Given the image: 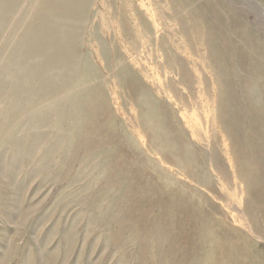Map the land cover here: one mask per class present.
Returning a JSON list of instances; mask_svg holds the SVG:
<instances>
[{"label":"rangeland","instance_id":"1","mask_svg":"<svg viewBox=\"0 0 264 264\" xmlns=\"http://www.w3.org/2000/svg\"><path fill=\"white\" fill-rule=\"evenodd\" d=\"M181 2L87 0L79 5L81 16L73 14L59 21L51 18V26L56 30L55 23L59 24V30L72 31L79 66L86 63L91 68L89 85L96 108L89 106L83 96L58 104L56 110L47 108L51 118L60 115L62 119L60 124H42L44 132L50 133L44 146H54L56 136H61L75 121L70 120L73 114L83 119L79 115L88 113V120L92 119L93 125L99 126L100 117L105 118L104 114L108 113L106 124L114 121L115 126L105 132L101 128L98 134L102 142L121 144L123 137L133 143L139 150L135 154L147 165H157L174 181L185 185L189 202L230 227L245 231L256 246L254 254L264 256V217L259 214L264 211V80L259 75V68L264 70V0ZM17 4V9L20 8L17 16L23 7L26 13L37 8L34 0H17ZM211 47H226L224 51L230 63L224 68L228 72L217 62L221 54ZM239 52L247 59L244 63L237 60ZM70 66L66 67V74H70ZM84 69L75 71L80 75ZM128 74L133 84L127 80ZM60 80L53 77L50 82L54 85ZM137 88L147 91L148 99L160 110L154 106L155 111H152L151 106L139 103L142 99L134 95L138 93ZM250 104L257 106L255 112L250 111ZM156 111L158 114L153 120L170 126L175 142L195 155L203 171L199 179H191L177 164L152 150L150 136L144 131L146 127L140 117ZM234 111L241 115L239 122L244 130L240 135L237 129L235 132L231 128L234 126L226 117ZM252 115L254 121L262 123V128L252 129L255 124ZM16 119L17 126L25 123V128L20 126L23 128L19 129V135L26 137L32 132V125L38 127L44 122L45 114L24 115L19 111ZM78 135L85 133L78 131ZM235 137L248 146L252 143L259 152L256 163L261 165H257L260 193L255 186L254 191L251 192L250 187L248 192L238 174L241 158L235 154ZM17 138L7 144L0 143V264H139L136 254L141 252V247L137 236L141 229L136 221L141 215L134 216L123 207L125 192L100 191L107 184L103 177L99 182L95 178L105 169L100 168L90 177L88 170L93 169L96 162L82 161V157L61 160L60 154L55 156L54 163L44 162L43 167L41 151L29 161L24 158L25 152L19 150H23V140ZM19 143H22L21 148L17 147ZM26 143L25 151L30 147ZM104 150L99 153L102 160L114 159L115 155ZM246 209L258 213V230L251 226ZM106 211L110 214L103 222ZM157 212L153 210L154 214ZM123 216L132 224L119 229L117 223ZM141 239H148L150 244L156 242L153 238ZM148 259L146 256L145 261Z\"/></svg>","mask_w":264,"mask_h":264},{"label":"bare ground","instance_id":"2","mask_svg":"<svg viewBox=\"0 0 264 264\" xmlns=\"http://www.w3.org/2000/svg\"><path fill=\"white\" fill-rule=\"evenodd\" d=\"M34 1H36L35 7L37 8H32L26 13L22 11L23 7L17 16V10L20 9H17V0H0V143L7 144L15 136L19 137L17 140H23L24 142L23 150L19 149L20 152H25L24 158L30 161L35 156L34 154L40 150V162L43 167L45 165L44 162L49 163L52 161L54 163L57 158L55 156L60 154L61 160L62 158L66 161L69 159L77 160L82 157V161L96 162V166L88 170L87 176L90 177H93L94 173H97L100 168H104L105 170L101 172L104 175L100 174L99 177L95 178L99 182L102 181L99 178L103 177V181L107 184L100 191H112V193L118 192L119 194L125 192L126 194H123L122 197L123 207L126 206V210H130L131 214L134 213V216L138 213L141 215V219L136 221L139 224L138 228L141 229L140 234L137 236L138 245L141 247V252L136 254L139 264H153L152 258L159 264H264V256L258 252L254 254L256 246L248 238L245 231L230 227L224 221L222 222L210 215L209 211L199 209L198 205L189 202L185 185L180 181H174L169 177V174L167 175L161 171L157 165L153 163L147 165L144 160L139 158V154H135V151L139 150L135 148L136 146L133 143L127 142L123 137L121 144L102 142L98 134L101 128L105 132L112 125L115 126L114 121L111 124H106L109 119L108 113L104 114L105 118L100 117L102 123L99 126L93 125L92 119L88 120L90 118L88 113L79 115L83 119L73 114L70 120L75 121L70 124L67 130L62 132L61 136H56L57 140L54 146L45 145L47 148L43 149L45 148L44 140L48 139L50 133L44 132L42 124L43 126L49 122L53 125L60 124L62 119L60 115H57L55 119L51 118L48 113L49 110L47 111L46 109L52 107L56 110L58 104H63L64 101H70L79 96L85 97L89 101V106H94L92 98L94 100L95 97L92 96L93 89L89 85V81L92 78V70L86 66V63H81L82 67L79 66L78 56L77 54L75 55L76 47H73L72 31L68 29L69 33L65 30L66 28L59 30L58 28L60 27L57 23H55L58 25L57 30L51 26V18L59 21L60 18L69 15L79 16L81 13L79 5H82L87 0ZM182 1L184 2V0ZM73 28L75 29V27ZM197 30H200L199 27ZM224 49L223 47H211V50H216L218 54H221L216 59L218 63L220 61V65L223 64V66L221 65L223 68L229 67L228 62L230 63V59L226 54L227 51L225 52ZM238 55V61L240 60L244 63L247 60L242 52H239ZM213 62L215 65L217 64L215 59ZM69 66L70 74H73V76L65 73L66 67ZM76 68L85 69L79 75V72L75 71ZM259 70L262 73L260 71V74H257L261 75L260 79L264 80V70L262 68H259ZM226 71L228 72V70ZM77 75L79 76L76 79ZM53 77L57 81L61 79L60 83L53 85L50 82ZM127 80L132 84L134 82L130 76ZM32 89L34 92H32ZM137 92H134V95L138 99L140 98L139 100L142 99L139 103L147 107L151 106L152 111H155L154 106H156L157 110H160V107H157L153 100L150 101L148 99L145 93L147 91L137 88ZM250 107L252 112L257 110L255 104H250ZM237 108L240 109L239 107ZM19 111H23L24 115L41 114L43 112L45 114L44 122L38 124V127L37 125H32V132L29 133V136L22 137L19 135V129L25 128V123L17 126V121H15L16 117H19ZM157 114L158 112L140 117L142 125L146 127L144 131L150 136L152 150L166 160L177 164L180 170L184 171L191 179H199L201 174L203 175V171L197 160H195V155L183 144L175 142L176 138L172 130H170V126L164 123L157 124L153 120ZM228 115L230 116L224 115V117L229 118L228 120L234 126L231 128H234L235 132L237 129L236 133L240 135L242 130H244L240 123L239 116L241 117V115L237 114V111ZM228 120H225V122L229 126ZM254 123L252 129L256 130L257 126L263 127L261 122L254 121ZM56 131L60 132L61 130L57 129ZM78 131L84 132L85 135L79 136ZM56 134L58 133L56 132ZM63 137H67L66 141L63 140ZM26 142L30 144V147L25 151ZM233 145H235V154H238L241 158L238 163L240 178L246 184L248 192L251 190L250 187L253 188L251 192L255 188L258 190L257 186L261 177L257 171L261 165L256 162L259 152L252 143L250 144L249 142L248 146L241 138L235 137ZM17 147L21 148L22 143L17 144ZM82 148L83 153L81 152ZM104 148H106V152L115 155L114 159L102 160L99 157V153L105 151ZM67 151L73 152L72 154L75 155H70ZM47 169L49 170L50 167ZM57 175L60 177L59 173ZM257 193H260V191L258 190ZM252 195L254 196V194ZM154 209L158 210L157 214L153 213ZM260 212L264 217V211H259V214ZM109 214L107 211L105 215L103 213L102 220ZM246 215L253 229L258 230V213L253 209H246ZM131 224L132 221L128 218L126 220L125 216L117 223L119 229L129 227ZM146 237L156 239V242L150 244L148 239L146 241L141 239ZM164 247H166V250L162 249ZM146 256H149L148 261H145Z\"/></svg>","mask_w":264,"mask_h":264}]
</instances>
